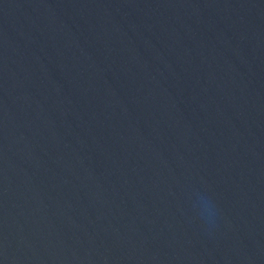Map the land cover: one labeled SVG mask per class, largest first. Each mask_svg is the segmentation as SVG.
<instances>
[{
    "label": "water",
    "instance_id": "1",
    "mask_svg": "<svg viewBox=\"0 0 264 264\" xmlns=\"http://www.w3.org/2000/svg\"><path fill=\"white\" fill-rule=\"evenodd\" d=\"M0 264H264V0H0Z\"/></svg>",
    "mask_w": 264,
    "mask_h": 264
},
{
    "label": "clouds",
    "instance_id": "2",
    "mask_svg": "<svg viewBox=\"0 0 264 264\" xmlns=\"http://www.w3.org/2000/svg\"><path fill=\"white\" fill-rule=\"evenodd\" d=\"M192 208L204 221H211L217 211L212 197L202 192L192 193Z\"/></svg>",
    "mask_w": 264,
    "mask_h": 264
}]
</instances>
